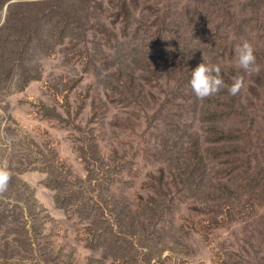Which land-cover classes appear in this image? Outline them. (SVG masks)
Wrapping results in <instances>:
<instances>
[{
  "label": "rangeland",
  "instance_id": "rangeland-1",
  "mask_svg": "<svg viewBox=\"0 0 264 264\" xmlns=\"http://www.w3.org/2000/svg\"><path fill=\"white\" fill-rule=\"evenodd\" d=\"M38 1L0 71V264H264V0H88L65 38L40 14L83 0Z\"/></svg>",
  "mask_w": 264,
  "mask_h": 264
},
{
  "label": "trees",
  "instance_id": "trees-1",
  "mask_svg": "<svg viewBox=\"0 0 264 264\" xmlns=\"http://www.w3.org/2000/svg\"><path fill=\"white\" fill-rule=\"evenodd\" d=\"M27 1H35L34 3H29ZM13 2V0H2L0 2V49L2 50V53L0 54V62L3 64L0 66V71H4V62L7 61L5 53L12 47H15V44H19L20 42H25L22 34L28 33V29L23 26L26 16L29 14V9L31 7H36V9H39V5L37 3H41V1L38 0H25V1H18L15 3H12L8 6L6 9V3ZM88 0H83V6L81 8H78L79 10H75L74 8L70 9L72 11H76L75 14H70L69 10H67L64 5L60 7L56 12H50L45 10L43 14L50 18V15L53 14L55 19L54 24L56 26H60L56 30L58 33L61 35L62 38H65L67 35V31L70 29V34H74L75 31L79 29L77 27V23H79V20L77 16L82 18L83 14L88 13V8L86 7ZM125 7H127L125 5ZM40 11V9H39ZM37 16V15H36ZM72 27V28H71ZM76 36L73 37V39ZM11 43H14V45L9 46ZM10 67V66H9ZM8 67V68H9ZM8 68H6L8 70ZM230 82V80H228ZM221 133V139L220 140H225V141H231L234 143V145L238 142H241L242 139L240 136L235 137L234 135L230 133H225L220 131ZM239 153H243L246 155V160L248 162L249 167L253 166V157H251V154L247 151L241 152L240 150L238 151Z\"/></svg>",
  "mask_w": 264,
  "mask_h": 264
},
{
  "label": "clouds",
  "instance_id": "clouds-1",
  "mask_svg": "<svg viewBox=\"0 0 264 264\" xmlns=\"http://www.w3.org/2000/svg\"><path fill=\"white\" fill-rule=\"evenodd\" d=\"M255 55L251 43L244 40L236 46V62L245 71L254 68ZM191 87L197 97H206L218 92L225 86V82L220 75V67L218 65H210L204 60L194 69H192ZM241 87L239 78L229 86V92L235 95ZM8 178L7 171L0 169V187L6 184Z\"/></svg>",
  "mask_w": 264,
  "mask_h": 264
}]
</instances>
